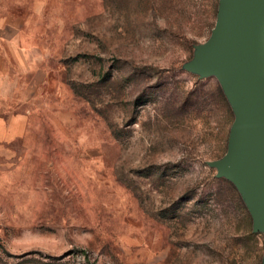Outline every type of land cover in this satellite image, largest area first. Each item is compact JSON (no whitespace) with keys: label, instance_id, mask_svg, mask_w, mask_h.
<instances>
[{"label":"rangeland","instance_id":"obj_1","mask_svg":"<svg viewBox=\"0 0 264 264\" xmlns=\"http://www.w3.org/2000/svg\"><path fill=\"white\" fill-rule=\"evenodd\" d=\"M217 5L0 6L30 65L0 101L24 114L0 145V264L261 263L263 234L209 165L226 152L233 112L214 76L186 69Z\"/></svg>","mask_w":264,"mask_h":264},{"label":"water","instance_id":"obj_2","mask_svg":"<svg viewBox=\"0 0 264 264\" xmlns=\"http://www.w3.org/2000/svg\"><path fill=\"white\" fill-rule=\"evenodd\" d=\"M186 69L214 76L233 112L226 152L209 165L236 188L264 236V0H218L212 33Z\"/></svg>","mask_w":264,"mask_h":264},{"label":"crops","instance_id":"obj_3","mask_svg":"<svg viewBox=\"0 0 264 264\" xmlns=\"http://www.w3.org/2000/svg\"><path fill=\"white\" fill-rule=\"evenodd\" d=\"M15 1L17 4L29 2V0ZM13 2L14 0H0V6L11 5ZM15 19V15L8 12L6 8H0V101H10L11 96L9 94L14 93L11 86L22 83L23 72L30 66L27 65L25 68L21 63L24 49L15 40L20 31L14 25L13 20ZM11 65H14L13 69H18L19 79L11 75ZM23 83L27 84V79ZM8 86H10L9 89ZM23 118L24 114L12 111L9 105H0V145L11 143L19 136L18 121L20 122Z\"/></svg>","mask_w":264,"mask_h":264},{"label":"trees","instance_id":"obj_4","mask_svg":"<svg viewBox=\"0 0 264 264\" xmlns=\"http://www.w3.org/2000/svg\"><path fill=\"white\" fill-rule=\"evenodd\" d=\"M218 94H219L220 98L222 99V101L223 102H226L228 104V102H227V100H226V98H225V96H224V94H223L222 89H221L220 86H218Z\"/></svg>","mask_w":264,"mask_h":264}]
</instances>
